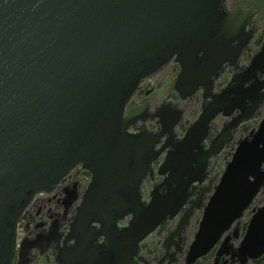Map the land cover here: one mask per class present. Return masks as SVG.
Instances as JSON below:
<instances>
[{"label": "water", "instance_id": "water-1", "mask_svg": "<svg viewBox=\"0 0 264 264\" xmlns=\"http://www.w3.org/2000/svg\"><path fill=\"white\" fill-rule=\"evenodd\" d=\"M243 1L253 11L228 10L224 0H0V264H33V253L50 247L53 264H150L141 244L186 209L180 231L206 199L187 262L221 240L264 187V120L237 142L221 176L209 174L263 96L264 45L215 92L214 79L225 65L239 68L258 32L249 21L259 10L264 18V0ZM171 62L180 67L173 99L201 91L205 100L181 137L182 109L133 102ZM220 115L230 121L213 136ZM150 120L158 122L154 131ZM78 167L91 180L69 229L61 233L52 221L47 237L28 231L19 241L33 200ZM66 191L65 213L80 199ZM263 255L264 205L238 250L243 264Z\"/></svg>", "mask_w": 264, "mask_h": 264}, {"label": "flooded vegetation", "instance_id": "flooded-vegetation-1", "mask_svg": "<svg viewBox=\"0 0 264 264\" xmlns=\"http://www.w3.org/2000/svg\"><path fill=\"white\" fill-rule=\"evenodd\" d=\"M224 4L228 10H233L237 6L243 4L245 10L252 9L253 11L251 4L243 0H224ZM259 15L260 10L249 21V29L256 26H258L259 29L250 43L243 49L239 61V68L235 69L233 66L225 65L219 77L214 79L215 92L223 90L227 86L228 80H231L237 71H241L249 66L259 48L264 45V18L259 20ZM179 71L180 67L178 64L174 62L169 63L161 71L142 83L133 102L134 105H142L148 102L152 111L158 107L169 104H172L173 108L182 109L183 119L180 124L176 126V133L181 137L182 131L186 129L190 123H194L201 113L205 100L201 91L187 101H182L180 98L176 100L173 99L174 82ZM260 78L261 82L263 81L264 83V72L261 73ZM262 92L263 96L258 107L250 114L247 120L242 121L240 126L234 130L232 143L228 147V149L231 147V151H236L237 142L256 131L260 123L264 120V85ZM240 113L241 112L236 111L235 116H238ZM227 121H230V118L224 117L223 115L218 116L211 124V134L213 136L216 135ZM146 127L151 131L156 130L158 128L157 120L148 121ZM219 157L220 156L212 158L210 162V177L215 176H212V172L215 169L212 163L215 161L214 163L216 164ZM153 167L156 171L158 166L154 164ZM218 169L220 170V168ZM217 174H222V171H218ZM90 180L91 174L82 167H78L70 173L64 182L58 185L52 193L38 195L28 207L20 222V231H22L23 238L28 231L31 232V237L34 238L42 236L47 237L49 232L48 228L52 221L56 222L61 233L66 232L69 229V225L75 216L76 207L80 204L82 195ZM207 185L208 182H205L198 187L201 188V186ZM152 186L153 179L149 177L143 183L144 198H147ZM67 188L72 191L76 189L80 199L74 208H70V210L65 213V207L67 205L66 199L68 197ZM200 188H198V190ZM207 202L208 199L204 200L200 208L194 209L189 222L180 231H178L179 223L186 209L180 215L168 219L160 228L152 233L140 246L139 255L142 257L143 261L149 262L150 264H189L187 262L189 250L199 230ZM263 205L264 187L249 209L232 225L221 240L205 256L199 258L193 264H243L238 256L239 247L246 236L252 217L258 208ZM46 243L47 241L44 242L45 245ZM56 251L54 247H50L43 255H40L39 252H34L32 256L34 260L33 264H53ZM41 261H43V263ZM15 264H17V259ZM245 264H264V255L257 259H249Z\"/></svg>", "mask_w": 264, "mask_h": 264}, {"label": "rangeland", "instance_id": "rangeland-1", "mask_svg": "<svg viewBox=\"0 0 264 264\" xmlns=\"http://www.w3.org/2000/svg\"><path fill=\"white\" fill-rule=\"evenodd\" d=\"M226 150L220 155L219 160H217L216 164L214 163L215 161H213L212 165L215 169L212 172V176L216 175L220 170L224 172L227 162L232 159V155L235 151H231V147L227 151ZM218 168H220V170Z\"/></svg>", "mask_w": 264, "mask_h": 264}, {"label": "bare ground", "instance_id": "bare-ground-1", "mask_svg": "<svg viewBox=\"0 0 264 264\" xmlns=\"http://www.w3.org/2000/svg\"><path fill=\"white\" fill-rule=\"evenodd\" d=\"M209 174H210V172H209ZM207 181H208V179H207ZM207 181H206V182H207Z\"/></svg>", "mask_w": 264, "mask_h": 264}]
</instances>
